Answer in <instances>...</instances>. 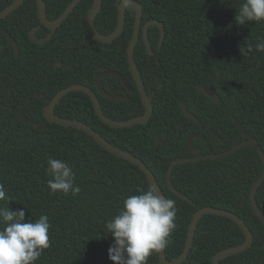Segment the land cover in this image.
<instances>
[{
  "label": "trees",
  "instance_id": "1",
  "mask_svg": "<svg viewBox=\"0 0 264 264\" xmlns=\"http://www.w3.org/2000/svg\"><path fill=\"white\" fill-rule=\"evenodd\" d=\"M13 0H0V11ZM71 0H44L46 16L54 20ZM121 0H102L94 19L102 34L117 25ZM142 8V25L154 19L147 38L142 34L133 59L152 107L150 118L128 127H111L95 113L90 97L82 91L65 94L54 113L77 119L99 132L110 144L134 154L152 171L166 198L175 201L176 228L169 237L165 256L175 260L182 252L193 213L216 207L235 213L253 235L251 246L228 256L219 264H264V223L250 201V189L264 171V163L249 146L218 159L176 164L173 160L198 154L220 153L245 138H254L264 154V52L255 50L264 40V22L236 23L245 0H135ZM93 0H80L52 37L42 43L30 40L50 29L40 23L36 0H24L0 19V182L11 197L0 207L24 208L26 219L47 214L51 247L35 264H113L108 248L113 237L105 224L123 208L126 197L150 185L136 165L112 154L90 135L70 126L49 122L43 109L54 94L70 84H83L96 92L105 116L126 120L144 113V106L128 67L127 48L132 36L135 10L127 7L121 34L112 42H100L88 31L87 15ZM248 44L253 51L242 55ZM18 53H16V49ZM104 70L121 74L129 89L116 77L101 84L115 101L101 95L95 78ZM202 85L218 96L216 102L198 89ZM182 106L194 117L184 114ZM25 119L44 122L43 128ZM196 151L186 144L188 135ZM66 161L73 167L81 192L72 196L53 194L47 186V159ZM255 199L264 215V180ZM245 239L229 218L203 215L197 223L192 245L181 264H212L213 255ZM148 264H160L157 253Z\"/></svg>",
  "mask_w": 264,
  "mask_h": 264
},
{
  "label": "clouds",
  "instance_id": "2",
  "mask_svg": "<svg viewBox=\"0 0 264 264\" xmlns=\"http://www.w3.org/2000/svg\"><path fill=\"white\" fill-rule=\"evenodd\" d=\"M235 21L240 26L245 22H264V0H245ZM254 47L264 52V40H258ZM240 51L246 55L253 51V45L248 44ZM45 172L51 177L47 186L53 194L76 196L81 192L73 167L66 161L49 156ZM137 192L139 194L126 197L123 208L105 224L113 237L108 248L113 264H148L150 256L168 246L169 237L176 228L174 200L165 198L153 187ZM10 201L6 185L0 182V202ZM50 227L47 214L34 221L26 219L24 208L0 207V264H35L51 247Z\"/></svg>",
  "mask_w": 264,
  "mask_h": 264
},
{
  "label": "water",
  "instance_id": "3",
  "mask_svg": "<svg viewBox=\"0 0 264 264\" xmlns=\"http://www.w3.org/2000/svg\"><path fill=\"white\" fill-rule=\"evenodd\" d=\"M79 1L80 0H71L68 3V5L66 6V8L61 12V14H59V16L57 18H55L54 20H49L46 16L44 0H36L39 21L46 28L50 29V31L45 37L37 38V36H36L37 28L34 27V28L30 29V31H29L30 40H32L33 42H36V43H42L44 41L49 40L52 37L55 29L62 23L63 20H65L67 18L69 13L72 12V10L78 4ZM101 1L102 0H93L92 8L87 15V25H88L89 34L91 37L95 38L96 40H98L100 42L110 43L114 39H116L121 34V32L124 28L125 11H126L127 7H132L135 10L133 32H132V36H131V39L129 41V45L127 48V62H128L129 70L132 74V77L135 81L138 92L140 94L142 104L144 106V113L140 116L129 118L126 120H121V121L110 119L109 117L104 115V113L100 107L99 99H98L95 91H93L89 86H86L83 84H70V85L60 89L59 91H57L54 94V96L44 106L43 115H44V118L49 122H54V123H57V124H60L63 126L74 127L76 129L84 131L85 133L90 135L100 146L105 148L107 151L111 152L112 154H114V155L136 165V166H138L143 171L145 176L147 177L150 187L155 188L158 193H160L162 196L165 197V195L162 193V191L158 185V182H157V179L155 178V175L143 163V161L139 157H137L134 154H130L126 151H123V150L115 147L114 145L110 144L99 132L95 131L91 126L85 124L84 122L79 121L77 119H65V118L57 116L54 113L55 105L65 94H67L68 92H71V91H82L90 97V99L93 103V107H94V111H95L96 115L104 123H106L107 125H109L111 127L122 128V127L131 126V125L137 124V123H143V122H146L152 114V107H151L150 101L148 99V96H147L146 91L144 89L143 81L141 79V76L138 72V69H137L135 62H134V59H133V52H134L136 43L139 40V36H140V34H142L146 49H147L148 53L151 54L152 50H151V46H150L148 38H147V29L150 25H155L159 28L160 37H159L158 45L160 46L162 41H163V36H164L163 26L161 25V23L159 21L154 20V19L148 20L147 22H145L142 25V22H141V20H142L141 5L135 0H121L119 2V5H118L117 25H116L115 29L109 34H102L94 26V19L100 10ZM23 2H24V0H13L8 6H6L3 10L0 11V19H3L6 16H8L11 12H13L15 9H17ZM15 49H16V53H18L17 47H15ZM100 68H101V72H99L95 78V84H96L97 91L101 95H103L104 97H107L111 100H115V101L124 100L125 97H123V96L111 95V94L107 93L101 84V79L103 77H108V76L113 77L114 76V77L120 79L125 84V86L129 89V84L126 81V79L116 71L104 70V66H101ZM198 89L201 92H203L205 95L212 98L214 101H216V102L219 101L217 94L212 89L207 88V87L202 86V85H199ZM182 111L184 112V114H186L187 116L194 119V117H192V115L186 111L184 106H182ZM25 121L27 123L35 125L38 128H43L45 125L44 122L33 121L30 119H25ZM197 136H198L197 134L192 133V134L188 135L186 138L187 146L193 151H196L197 148L193 145L192 139L194 137H197ZM246 145L253 147L256 150V152L259 154V156L261 157V159L264 163V154L261 151V149L258 145V142L254 138H245L243 140H240L239 142L234 143L233 146L231 148H229L228 150L220 152V153L198 154V155L187 157V158H179V159H176V160H173L172 162H170V164L167 168V171H166V182H167L169 189L172 192H174L175 194L180 195V193L176 189H174L173 185L171 184V180H170L171 171L176 164L197 161L200 159L223 158V157H226V156L232 154L233 152H235L237 149L241 148L242 146H246ZM263 180H264V171L259 176V178L254 182V184L252 185V187L250 189V201H251V205H252L255 213L262 219V221L264 223V215L260 212V210L257 206V203H256V199H255L256 190H257L258 186L263 182ZM203 215H218V216L229 218L230 220L235 222L240 227V229L243 231L244 236H245V239L242 243H240L236 246H232V247H229V248H226V249H223V250L216 252L212 257V264H219V261L222 260L223 258H226L228 256L242 252L245 249H247L249 246H251V244L253 242V235H252L251 231L249 230V228L247 227V225L245 224V222L239 216H237L235 213L228 211V210H225V209H220V208H216V207H202L193 213V216H192V218L189 222V225H188L187 237H186L184 247H183L181 254L175 260L168 261L166 259V256H165V249H163L162 251L157 253L158 260H159L160 264H181L185 260V258L187 257V254L189 252V249L192 245V241L194 238L197 223Z\"/></svg>",
  "mask_w": 264,
  "mask_h": 264
},
{
  "label": "flooded vegetation",
  "instance_id": "4",
  "mask_svg": "<svg viewBox=\"0 0 264 264\" xmlns=\"http://www.w3.org/2000/svg\"><path fill=\"white\" fill-rule=\"evenodd\" d=\"M114 77V76H113ZM120 80V79H119ZM121 81V80H120ZM127 81V80H126ZM122 82V81H121ZM123 83V82H122ZM124 84V83H123ZM125 85V84H124Z\"/></svg>",
  "mask_w": 264,
  "mask_h": 264
}]
</instances>
